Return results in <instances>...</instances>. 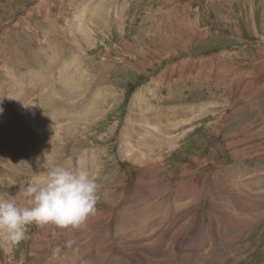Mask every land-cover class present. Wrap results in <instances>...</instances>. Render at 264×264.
Here are the masks:
<instances>
[{
	"label": "rangeland",
	"instance_id": "rangeland-1",
	"mask_svg": "<svg viewBox=\"0 0 264 264\" xmlns=\"http://www.w3.org/2000/svg\"><path fill=\"white\" fill-rule=\"evenodd\" d=\"M42 44L46 46V50L41 47ZM263 58L264 0H0V127L4 128L8 121H17L18 125L22 122L30 124L33 134L30 133L31 139L27 140L34 139L31 141L33 145L29 147V142L25 143L26 139L22 134H29L22 130L20 138L22 137L24 149L21 153L25 154L27 151L28 154L29 150H35L34 159L39 157L42 164L46 157L50 164L67 168L64 164L71 159L72 167H76L79 150L87 152L89 163L93 162L91 156L100 152L95 160L98 164L91 168L95 173L90 171L96 176L98 188H101L95 207L97 209L101 205L108 209L111 206L117 211L109 224L113 239L107 238L106 231L99 229L96 238L101 236L100 239L91 240L93 244L102 241L105 246L99 249L94 245L87 258L80 256L81 252L76 256L74 248L65 245L57 256L53 253L42 256L43 251L33 247L34 235L40 229L39 225L33 224L28 228V238L16 246L11 254L5 255L3 246L0 245V262L52 264L53 258L59 257L58 262H62L65 257L66 263L70 260L77 262L76 264H120L124 256H129L132 259L130 262H135L140 259L141 252L146 251L145 244L151 243L150 253L158 251L161 245L157 242L159 236L165 239L163 234L173 233L172 224L178 225L181 221H186L185 230H178V233L188 237L187 244L184 245L182 241V244L176 246L170 257V264H189L190 257H196V263H200L202 259L198 254L204 250L200 248L199 239L209 235L211 228L218 229V226L220 229L222 227L221 231L226 237L240 239L235 241L237 244L233 252L217 248L209 256L208 264H222V257L226 253H229V257L225 264H264V187L259 200L256 199V203L249 206H246L245 198L242 201L235 199L233 194L237 197L241 195L236 189V192L230 189V183L235 184L232 179L235 172L244 175L239 179H243L239 181V185L243 184L246 191L253 187V193L256 194L259 190L256 182L264 183V174L256 175L258 173L254 172L264 167V81L259 84L255 81L245 86L246 88L237 85L241 74L256 76L258 68L264 69ZM67 60H73L70 68ZM215 60L218 62L215 63ZM187 62L189 65L186 68ZM64 70L68 73L66 77L62 75ZM71 74L74 75L73 82L69 83L65 79ZM166 74L168 79L165 78ZM159 79L165 82L159 84ZM55 86L59 94H56L58 92ZM243 88L247 90L242 91ZM70 92L75 96H71L72 99ZM139 92L144 99L134 100ZM96 93L103 96H97L100 97V102ZM111 93L116 94V97L112 98ZM202 104L206 106L191 121V111H188L191 108L181 109L197 105L192 108L194 110ZM206 108L209 111L203 113ZM132 109L140 113L137 118L147 116L136 125L140 128L146 126L150 131H159L157 128L166 126L167 120L174 122L183 119L182 126L164 131L168 136L169 133L177 136L174 144L168 145L167 135L163 134L162 138L163 136L145 135L142 131L131 136L128 141L121 140L125 128H134L127 120ZM150 109L160 111L156 118L163 122L145 123L149 116H153L154 112ZM62 111H68V114ZM58 125H62L61 128ZM123 142L128 146L123 145ZM60 144H64L63 150ZM145 145L151 148L148 149ZM129 146L137 157L132 152L128 154L126 149ZM122 151L124 154L120 155ZM245 153L249 157H244ZM137 158L148 161L153 158L155 162L151 161L154 164L152 167L157 171L156 184H144L148 193L135 195L143 200L148 199L144 204L133 203L131 196L134 183L140 184L142 179V167L134 160ZM2 159H5L4 151L0 153V161ZM9 160L10 164L16 163L10 156ZM95 167H100V170L97 171ZM232 168L234 173L231 174ZM34 169L36 171L33 174L19 172L25 184L27 181L35 184L46 176L45 167L38 168L36 165ZM0 176L3 177L1 171ZM20 183L13 186L15 193L8 194L0 188V195L13 198L18 194L24 195L28 186ZM121 184L130 185L125 188V193L128 189L127 203L121 202L120 194L116 191ZM147 195L157 197L150 199L146 198ZM160 195L161 200L158 198ZM21 201L27 204L29 198L24 195ZM252 205L258 207L254 208ZM158 207H162L163 212L161 210L155 215ZM119 211H122L121 215ZM138 216H143V221L140 222L146 221V225L141 226L140 233L129 234L142 236L136 242L142 245L133 248H126V245L122 248L117 232H122V228L130 232L138 224ZM252 218H260L257 226L252 224ZM148 219L156 227L148 226ZM236 222L240 227L232 226ZM55 230L60 232L62 229L57 227ZM147 233L151 236H146ZM131 236L128 238L135 239ZM55 242L56 238L52 233L41 244ZM165 243L169 245V238L165 239ZM197 243L199 246L196 248ZM72 250L74 252L70 253ZM33 251L39 256L34 257ZM168 251L161 252L157 264H168ZM98 254L104 255L105 261L101 263L87 260ZM126 263L129 264L127 261Z\"/></svg>",
	"mask_w": 264,
	"mask_h": 264
},
{
	"label": "bare ground",
	"instance_id": "bare-ground-1",
	"mask_svg": "<svg viewBox=\"0 0 264 264\" xmlns=\"http://www.w3.org/2000/svg\"><path fill=\"white\" fill-rule=\"evenodd\" d=\"M88 26V25H87ZM86 27V26H85ZM83 31V30H82ZM91 31V30H90ZM89 31V32H90ZM196 32V31H195ZM83 34H86L85 32H82ZM198 34V33H197ZM80 35H81V32H80ZM87 35V34H86ZM77 37V36H76ZM82 37V36H81ZM78 38H80L79 36H78ZM84 40V39H83ZM61 42V41H60ZM82 42V41H81ZM57 43V42H56ZM59 43V42H58ZM57 43V44H58ZM44 44H42L41 45V47L42 48H44L45 50H46V46H43ZM56 49V48H55ZM60 49V48H59ZM75 49V48H74ZM48 50V49H47ZM53 52H54V50H53ZM59 52V51H58ZM46 53H47V51H46ZM49 53H50V51H49ZM262 53V52H261ZM54 54V53H53ZM55 54H56V52H55ZM54 54V55H55ZM259 54H260V51H259ZM258 54V55H259ZM52 57H53V55H51ZM261 56V55H260ZM58 57V56H57ZM47 58V57H46ZM49 58V57H48ZM67 58V57H66ZM249 58V57H248ZM264 59V58H263ZM61 60V59H60ZM64 60V59H63ZM62 60V61H63ZM255 60V59H254ZM260 60V59H259ZM51 61V60H50ZM49 61V62H50ZM68 61V60H67ZM66 61V62H67ZM206 61V60H205ZM211 61V60H210ZM216 61L217 60H215L214 62L216 63ZM220 61V60H219ZM69 62V61H68ZM208 62V61H207ZM212 62V61H211ZM218 62V61H217ZM221 62V61H220ZM73 63V60H70V62L68 63V66H69V68H70V64H72ZM186 64V68L188 67V65H189V63L187 62V63H185ZM255 64H257V63H255ZM57 65V64H56ZM218 65V64H217ZM50 66V65H49ZM55 66V65H54ZM72 66V65H71ZM202 66V65H201ZM220 66V65H219ZM234 66H235V64H234ZM45 67V66H44ZM60 67H62V66H60ZM217 68V67H216ZM223 69H224V67H222ZM221 68V69H222ZM263 68V67H262ZM61 69V68H60ZM256 69V68H255ZM70 70V69H69ZM188 70V69H187ZM219 70V69H218ZM264 70V69H263ZM261 68H258V70H257V72H258V74L256 75V76H250V74H241L237 79L239 80V81H237L238 82V87L240 86V88H241V86H243V87H245V86H248V85H250V84H252V83H254L255 81H257V83L259 84V83H261L262 81H264V71H263ZM87 71V70H86ZM67 72H69V71H67ZM194 72V71H193ZM80 73H82V71H80ZM218 73V72H217ZM68 74V73H67ZM66 73H65V70L62 72V75H67ZM221 74V73H220ZM72 75V74H71ZM190 75V74H189ZM60 76H61V74H60ZM68 76V75H67ZM217 76H222V75H218L217 74ZM223 76H225V75H223ZM57 77V76H56ZM63 77V76H62ZM66 77V76H65ZM64 77V78H65ZM72 77H74V75H72V76H69V77H67V79H65L67 82L69 81V83H72L73 81H72ZM171 77V76H170ZM190 77V76H189ZM33 78H34V76H33ZM87 78V77H86ZM158 78V77H157ZM164 78V77H163ZM165 78L166 79H168L169 77H168V75L166 74V76H165ZM220 78H222V77H220ZM27 79V78H26ZM39 79V78H38ZM49 79V78H48ZM161 79V78H160ZM160 79H159V84H162V82H165V81H160ZM184 79V78H183ZM236 79V80H237ZM17 80V79H16ZM74 80H76V78L74 79ZM58 81V80H57ZM80 81V80H79ZM87 81H88V79H87ZM86 81V82H87ZM157 81V80H156ZM20 82V81H19ZM35 82V81H34ZM168 82V81H167ZM74 83H75V81H74ZM89 83V82H88ZM264 83V82H263ZM76 84V83H75ZM236 85V86H237ZM254 85V84H253ZM77 86V85H76ZM90 86V85H89ZM236 86H234V87H236ZM56 87V91L58 92V93H56L55 91H53L52 89V92L54 93H56V94H59V91L57 90V86H55ZM61 87V86H60ZM81 87V86H80ZM251 87V86H250ZM98 88V87H97ZM246 88V87H245ZM245 88H243L244 90H242V91H245V90H247V89H245ZM38 89V88H37ZM76 89H78V88H75V90ZM1 90V89H0ZM10 90V89H9ZM62 90L64 91V88H62ZM100 90V89H99ZM240 89L238 88V91H239ZM66 91H68V90H66ZM95 91H97V89L95 90ZM237 91V90H236ZM49 92V91H48ZM69 92V91H68ZM71 92H73V88H72V91ZM70 92V97L71 96H73L72 95V93ZM79 92V91H78ZM77 92V93H78ZM101 91H97V93H99V94H101L100 93ZM63 93V92H62ZM65 93V92H64ZM63 93V94H64ZM97 93H96V97L97 96H102V95H97ZM244 93V92H243ZM18 94V93H17ZM56 94H53V97L54 98H57V96H56ZM1 95H2V92H1ZM19 95V94H18ZM65 95V94H64ZM94 95H95V93H94ZM237 95V94H236ZM235 95V96H236ZM240 95V94H239ZM249 95V94H248ZM52 96V95H51ZM67 96V95H66ZM65 96V97H66ZM83 96V95H82ZM111 96H112V98H115L116 97V94H113V93H111ZM250 96V95H249ZM60 97V96H59ZM59 97H58V99H59ZM64 97V98H65ZM68 97V96H67ZM73 97H75V96H73ZM73 97H71V99L73 98ZM103 97V96H102ZM251 97V96H250ZM3 98V97H2ZM53 98V99H54ZM98 99L97 100H99V102H100V97H97ZM20 99V98H19ZM44 99V98H43ZM142 99H144V96H143V94L141 93V92H139L138 94H137V96L134 98V100H137V101H140V100H142ZM171 99H172V97H171ZM12 100V99H11ZM23 100V99H22ZM31 100V99H30ZM49 100V99H48ZM63 100H65V99H63ZM68 100H69V97H68ZM74 100V99H73ZM72 100V101H73ZM95 100H96V98H95ZM96 100V101H97ZM105 100V99H104ZM53 101V100H52ZM58 101V100H57ZM118 101H119V99H118ZM145 101V100H144ZM143 101V102H144ZM160 101V100H159ZM162 101V100H161ZM69 102V101H68ZM163 102V101H162ZM70 103V102H69ZM74 103V102H73ZM94 104V103H93ZM97 104V103H96ZM133 104H135V103H133ZM208 104V103H207ZM87 105V104H86ZM136 105V104H135ZM134 105V107H133V109H135V106ZM56 106V105H55ZM97 106V105H96ZM195 106H197V105H194L193 107H190L189 105L188 106H184L183 108H181V109H184V110H186L187 108H191V110H188V111H191V117L189 118V121H191L192 120V118H194V116L196 115H198V113H199V110H202L206 105L205 104H202V105H200L198 108L196 107V109H192V108H194ZM156 107V106H155ZM85 108V107H84ZM241 108V107H240ZM56 109V108H55ZM54 109V110H55ZM97 109V108H96ZM131 110V112L129 113V117L127 118V120H128V122L130 123H128L129 125H131L132 127L134 126V128L133 129H128V128H125L124 129V131H123V136L120 138L121 140H123V139H125V141L127 140H129V138L131 137V136H134L135 134H138L139 133V131H142L145 135L146 134H150V135H154V136H156V137H161V136H163V134H164V131L165 130H172L173 128H175V127H177V126H182V121H183V119L182 120H180V121H174L173 122V120L171 121V120H167V124H166V126H162V128L161 129H159V128H157L159 131H155V130H152V131H150V130H147V127L146 126H142L141 128L139 127V126H137L136 125V123L139 121L140 122V120H142V119H144V118H146L147 116H144V115H141L140 116V118H137L139 115H140V113H138V112H135L134 110ZM179 109V108H178ZM243 109V108H242ZM95 110V109H94ZM100 110V109H99ZM151 110V109H150ZM208 110V108H206L205 110H204V112L203 113H205L206 111ZM26 111V110H25ZM24 111V112H25ZM151 111H153V110H151ZM209 111V110H208ZM27 112V111H26ZM49 112V111H48ZM63 112V111H62ZM66 112H68V111H64L63 113L65 114ZM71 112V111H70ZM101 112V111H100ZM154 113H153V116L151 115V116H149L147 119H146V122L145 123H151L152 121H155V122H159V121H162V120H159L158 118H156V114H157V112L158 111H153ZM160 112V111H159ZM159 112H158V114H159ZM87 113V112H86ZM89 113V112H88ZM94 113V112H93ZM202 113V114H203ZM60 114H62V113H60ZM66 114H68V113H66ZM73 114V113H72ZM139 114V115H138ZM31 116V115H30ZM52 116V115H51ZM61 116V115H60ZM66 116V115H65ZM69 116V115H68ZM67 116V117H68ZM71 116V115H70ZM76 116V115H75ZM79 116V115H78ZM85 116H87V115H85ZM54 117V116H53ZM56 117H58V116H56ZM74 119L76 118V117H74V116H72ZM93 117V116H92ZM99 117V116H98ZM29 118V117H28ZM32 118V117H31ZM86 118V117H85ZM71 119V118H70ZM77 119H78V117H77ZM76 119V120H77ZM83 120H84V118H83ZM21 121V120H20ZM79 121H80V118H79ZM96 121V120H95ZM17 122V121H16ZM16 122H10V121H8V122H6L5 123V127L4 128H1L0 127V153H1V151H4L5 152V159H2L1 161H0V171H1V174H2V176L3 177H1L0 176V188H2L3 190H5V191H7V193L8 194H11L12 192L13 193H15L14 192V190H13V186H15V183H17V182H21L20 184H23L24 186L25 185H27V186H30V185H32L34 182H32V181H27L26 182V184H25V181L22 179V174H20L19 172H22L23 174H33L35 171H36V169H34V167L36 166V160L34 159V153H35V150H29V153L27 154V151L25 152V154H22L21 153V151L24 149V146L22 145V137L24 138V139H26V141H25V143L26 142H29V147H30V145H33L32 144V142L31 141H33L34 139H32V140H27V139H31V137H30V133L31 134H33L32 133V126L30 125V124H28V123H26V122H22V124L20 125H18V123H16ZM163 122V121H162ZM170 122V123H169ZM33 123V122H32ZM52 123V122H51ZM58 123H60V122H58ZM83 123V122H82ZM64 124V123H63ZM143 124V123H142ZM152 124V123H151ZM74 125H75V123H74ZM90 125V124H89ZM144 125V124H143ZM57 126V125H56ZM58 126H60V128H61V126L62 125H58ZM65 126V125H64ZM69 127V126H68ZM155 127H157V126H155ZM252 127V126H251ZM264 127V126H263ZM56 128V130H57V127H55ZM60 128H58V129H60ZM156 129V128H155ZM179 129V128H178ZM180 129H181V127H180ZM245 129V128H244ZM22 130H24V133L26 134V131H27V134H29V135H24V134H22V137L20 138V136H21V132H22ZM26 130V131H25ZM51 130V129H50ZM55 130V131H56ZM63 130H64V128H63ZM38 131V130H37ZM58 131V130H57ZM60 131V130H59ZM89 131V130H88ZM245 131V130H244ZM246 131H248V130H246ZM245 131V132H246ZM61 132H63L62 131V129H61ZM60 132V133H61ZM127 132V133H126ZM166 132V131H165ZM174 132V131H173ZM252 132V131H251ZM54 133V132H53ZM56 133V132H55ZM82 133H83V131H82ZM241 133V132H240ZM254 133V132H253ZM50 134V133H49ZM57 134H59L58 132H57ZM126 134V135H125ZM171 133H169V136H168V133H165L164 135H167L168 136V139H167V141H168V145L169 146H172L173 144H174V141L176 140V137L177 136H172V135H170ZM242 134H243V132H242ZM254 134H256V133H254ZM258 134V133H257ZM27 138H26V137ZM55 136V135H54ZM54 136H53V138H54ZM58 136V135H57ZM61 136V135H60ZM59 136V137H60ZM148 136V135H147ZM63 137V136H62ZM148 138V140H149V137H147ZM162 138H164V136L162 137ZM165 138H167V137H165ZM254 138V137H253ZM76 139V138H75ZM74 139V140H75ZM250 139H252V137L250 138ZM52 141L54 140V139H51ZM62 140V139H61ZM71 140V139H70ZM70 140L68 141V143H70ZM138 140H139V138H138ZM142 140V139H141ZM147 140V141H148ZM165 139H163V141H164ZM45 141H47V138H46V140ZM58 141V140H57ZM135 141V140H134ZM137 141V140H136ZM154 141V140H153ZM160 141H162V140H160ZM43 142H44V140H43ZM73 142V141H72ZM52 144H53V142H51ZM121 144H122V141L120 142ZM134 143V142H133ZM132 143V144H133ZM147 143V142H146ZM145 143V144H146ZM167 143V142H166ZM165 143V144H166ZM54 144H55V142H54ZM58 144H59V142H58ZM57 144V145H58ZM62 144V143H61ZM60 144V145H61ZM148 144H150L149 142H148ZM164 144V143H163ZM48 145V144H47ZM69 145V144H68ZM123 145H125V146H128V144L126 143V142H123ZM155 145V144H154ZM49 146V145H48ZM59 146V145H58ZM63 146H64V144H63ZM62 145L60 146V148L63 150V147ZM133 146V145H132ZM136 146V145H135ZM138 146V145H137ZM139 146H140V144H139ZM138 146V147H139ZM142 146V145H141ZM141 146H140V148H141ZM148 149L149 148H151L149 145L147 146V145H145ZM167 146V145H166ZM47 147V146H46ZM45 147V148H46ZM158 147V146H157ZM160 147V146H159ZM50 148H52V147H50ZM59 148V147H58ZM147 148L145 149V152H146V150H147ZM155 148V147H154ZM55 149V148H54ZM64 149H65V147H64ZM134 149H135V147H134ZM142 149V148H141ZM46 150V149H45ZM48 150V149H47ZM56 150V149H55ZM58 150V149H57ZM66 150V149H65ZM96 150V149H95ZM127 152H128V154L129 153H133V151H132V148L129 146L127 149ZM155 150V149H154ZM157 150V149H156ZM59 151V150H58ZM80 151L81 150H79V155H77V159H78V164L79 163H83V165L85 166L86 165V168L89 170V171H92L93 173H95L92 169V166L93 165H97L98 163H97V161H95V160H97V156H98V154L100 153V152H98V154L96 153L94 156H91V157H93L92 158V160H93V162L92 163H89L88 161H87V159H88V157L86 156V154H87V152H82L81 151V153H80ZM89 151V150H88ZM135 151H136V149H135ZM53 152V151H52ZM96 152V151H95ZM139 152L140 151H138V154H139ZM153 152V151H152ZM57 153V152H56ZM64 153V152H63ZM62 153V154H63ZM90 153V152H89ZM151 153V152H150ZM156 153V152H155ZM55 154V153H54ZM59 154V153H58ZM122 154H124L123 153V151H122V153L120 154V155H122ZM156 154H159L158 152L156 153ZM162 154V153H161ZM50 155V154H49ZM70 155V154H69ZM133 155H135L136 156V154H134L133 153ZM153 155H155V154H153ZM160 155V154H159ZM158 155V156H159ZM163 155V154H162ZM3 156V155H2ZM9 156H10V158H11V160L13 161V162H16V163H12V164H10V160H9ZM24 156V157H23ZM60 156V155H59ZM58 156V157H59ZM67 156H68V153H67ZM124 156H126V154L124 155ZM243 156L245 157H247L248 156V154L247 153H245V155L243 154ZM54 157H56V155L54 156ZM61 157V156H60ZM60 157H59V160H60ZM134 157V156H133ZM137 157V156H136ZM135 157V158H136ZM150 157H151V155H150ZM161 157H163V156H161ZM249 157V156H248ZM50 158H52V157H50ZM63 158V157H62ZM124 158V157H123ZM126 158V157H125ZM145 158H147V157H145ZM148 158H149V156H148ZM159 158H160V156H159ZM49 159V158H48ZM53 159V158H52ZM51 159V160H52ZM65 159V158H64ZM67 159H68V157H67ZM114 159V158H113ZM150 159V158H149ZM50 160V161H51ZM125 160V159H124ZM137 163H138V165H141V176H142V179L140 180V184H139V182H137V184L136 183H134V188L132 189V200H133V203H142V204H144L145 202H146V200H148V199H146V200H143V199H140V198H137V197H135V195H139V194H145V193H148L147 192V190H146V188L147 187H145L144 186V184L145 183H151L152 185H153V183H155V181H156V176H157V171L155 172L154 171V169L155 168H153L152 166L154 165L152 162H155V160H153V158H151V161H148V159L147 160H145V159H143V158H137V159H134ZM157 160H158V158H157ZM157 160H156V162H157ZM160 160V159H159ZM57 161V160H56ZM161 161H162V159H161ZM9 162V163H8ZM52 162V161H51ZM59 162V161H58ZM58 162L56 163V164H58ZM65 162H66V160H65ZM64 162V163H65ZM244 162V161H243ZM55 163V162H54ZM96 163V164H95ZM116 163V162H115ZM134 163V162H133ZM9 164V165H8ZM164 164V163H163ZM242 164V163H241ZM55 165V164H54ZM64 165H66L67 166V168H72V166H73V162H72V160L71 159H69V161L66 163V164H64ZM160 165H162L161 163H160ZM60 166V165H59ZM43 167V166H42ZM94 167V166H93ZM115 167V166H114ZM156 167V166H155ZM158 167V166H157ZM92 168V169H91ZM160 168V167H159ZM251 168V167H250ZM43 168H41V170H42ZM94 169H96L97 171H99L100 170V167H95ZM137 169V168H136ZM161 169V168H160ZM261 169H262V171H261ZM264 167L263 168H259L258 170H256V171H254V172H256V173H258V174H256V175H261V173L262 174H264ZM219 170V169H218ZM228 170V169H227ZM233 168H232V170H231V174H232V172H233ZM238 170V169H237ZM241 170V169H240ZM153 173V175H151ZM234 173V172H233ZM253 173V172H252ZM175 174V173H174ZM229 174V173H228ZM230 174V175H231ZM140 175V174H139ZM179 175V174H178ZM183 176V175H182ZM244 175H242V174H238L237 172H235V174L232 176L233 178V181H234V183L235 184H233V183H230V185L232 186V188H230V189H232V190H234V189H236L237 190V192H239L240 193V195L241 196H239V197H237V196H235L232 192V194H233V197L235 198V199H243V198H245L246 199V203H247V205L246 206H249L250 204H255L256 203V199H258L259 197H260V195H261V189H262V187H264V183L263 184H257V182H256V186L259 188V190H257V189H255V190H257V193L255 194V193H253V187H251V189L248 191H246L242 186H243V184H242V186L241 185H239V181H243V179H241V180H239L241 177H243ZM125 177V176H124ZM250 177V176H249ZM98 178V177H97ZM158 178V177H157ZM183 178V177H182ZM185 178V177H184ZM215 178V177H214ZM255 178V177H254ZM95 179H96V176H95ZM160 179V178H159ZM187 179V178H186ZM128 180V179H127ZM146 180V181H145ZM169 181V180H168ZM212 181V180H211ZM216 181V180H215ZM164 182V181H163ZM205 182V181H204ZM112 183V182H111ZM175 183V182H174ZM173 183V184H174ZM136 184V185H135ZM156 184V183H155ZM158 184V183H157ZM167 184V183H166ZM177 184V183H176ZM246 184V183H245ZM107 185H109V184H107ZM122 186H120V188H118L116 191L117 192H119V194H120V198L122 199L121 200V202L122 203H127L128 201H127V196H128V189H126L127 190V192L125 193V188L128 186L127 184H121ZM163 185V184H162ZM196 185V184H195ZM201 185V184H200ZM200 185H198V186H200ZM203 185V184H202ZM130 186V185H129ZM129 186H128V188H129ZM151 186V185H150ZM158 186H159V184H158ZM157 186V187H158ZM177 186H178V184H177ZM212 186V185H211ZM214 186V185H213ZM154 187V186H153ZM170 187V186H169ZM180 187H181V185H180ZM190 187H192V184H191V186ZM197 187V186H196ZM151 188V187H150ZM189 188V187H188ZM212 188V187H211ZM213 188H215V187H213ZM181 189V188H180ZM183 189H185V187L183 188ZM192 189V188H191ZM195 189V188H194ZM198 189H199V187H198ZM201 189V188H200ZM101 190V188H98V192ZM151 190V189H150ZM156 190V189H155ZM160 190V189H159ZM162 191H163V189H161ZM160 190V191H161ZM166 190H167V188H166ZM215 190V189H214ZM221 190V189H220ZM129 191H130V189H129ZM134 191V192H133ZM158 191V190H157ZM171 191V190H170ZM187 191H188V189H187ZM197 191V190H196ZM213 191V190H212ZM211 191V192H212ZM230 191V190H229ZM156 192V191H155ZM172 192V191H171ZM170 192V193H171ZM175 192V191H174ZM185 192V191H184ZM190 192V191H189ZM234 192H236L235 190H234ZM23 193V192H22ZM168 193V192H167ZM17 194V193H16ZM151 194V193H150ZM156 194V193H155ZM162 194V193H161ZM172 194H173V192H172ZM189 194V193H188ZM195 194H197L196 192H195ZM206 194V193H205ZM134 195V196H133ZM153 195H154V193H153ZM181 195H183L182 193H181ZM207 195V194H206ZM22 196H24V195H21V194H18V195H16V199H18L21 203L23 202V201H21V197ZM173 196H174V194H173ZM112 196H110V199H112L111 198ZM157 196H150V195H147L146 196V198H150V199H154V198H156ZM181 197V196H180ZM184 197V196H183ZM186 197V196H185ZM189 197V196H188ZM205 197V196H204ZM158 198H159V200H161V195L160 196H158ZM118 199V198H117ZM158 200V201H159ZM239 200V201H240ZM259 200V199H258ZM150 201V200H149ZM205 201V200H204ZM242 201V200H241ZM154 202V201H153ZM219 202V201H218ZM244 202V203H245ZM113 203H115L114 201H113ZM118 203V201L116 200V204ZM152 203V202H151ZM175 203V202H174ZM189 203H191V202H189ZM226 203V202H225ZM23 204V203H22ZM154 204V203H153ZM160 204H162L161 202H160ZM124 205H126V204H124ZM158 205H159V203H158ZM203 205H205V204H203ZM240 205V204H239ZM153 206V205H152ZM155 206H157V205H155ZM228 206H230V205H228ZM253 206V205H252ZM257 206V205H256ZM255 206V207H256ZM97 207V206H96ZM129 207H131V206H129ZM132 207H134V208H137L136 206H134V205H132ZM144 207V206H143ZM154 207V206H153ZM168 207H169V204H168ZM185 207V206H184ZM254 207V206H253ZM254 207V208H255ZM258 207V206H257ZM127 208V207H126ZM134 208H133V210H134ZM139 209H140V207H138ZM145 208V207H144ZM180 208V207H179ZM230 208V207H229ZM246 208V207H245ZM122 209H123V207H122ZM121 209V210H122ZM128 209V208H127ZM132 209V208H131ZM156 209V208H155ZM166 209H167V207H166ZM250 209H253V208H250ZM162 210V207H158V210L156 209V212H155V215H157V214H159L160 213V211ZM165 210V209H164ZM183 210H185V209H183ZM227 210V209H226ZM244 210V209H243ZM254 210V209H253ZM246 211H247V213H248V209L246 208ZM138 212V211H137ZM143 211H141V213H142ZM162 212H163V210H162ZM116 213H117V211L113 208V207H111V206H109V208L108 209H105V207L104 206H98V208L96 209V211H95V213L93 214V215H90L89 216V218H88V220H87V222H86V224L85 225H83L82 227H80V228H78V229H72V228H68V229H66L65 231H64V229H62V230H60V232H57L55 229L57 228L55 225H39V230L35 233V235H34V240H33V247H35L36 249H41L43 252H42V256L43 255H46V254H52V248L53 247H55L56 245H60L61 247H63L65 244H66V241H69V240H71V241H73V244H72V248L71 249H73L74 248V250H75V255L77 256V254L78 253H80L81 255L80 256H85L86 258L90 255V253H91V249H93L92 247L94 246V245H96V246H98V248L100 249V248H102V247H104L105 246V243L104 242H102V241H100V243L99 242H95V244H93L94 242H92V240L91 239H93V240H95V239H100V237H98L97 236V238H96V235L99 233L98 232V230L99 229H101V230H103V232L104 231H106L105 232V235H106V237L107 238H109V239H113V237H112V233H111V231H110V226H109V224L110 223H112L111 222V219L112 218H114L115 217V215H116ZM144 213V212H143ZM186 213V212H185ZM204 213V212H203ZM249 213H250V211H249ZM119 214L121 215L122 214V211H119ZM119 214H117V215H119ZM178 214V213H177ZM226 214V213H225ZM119 215V216H120ZM181 215V214H180ZM183 215V214H182ZM201 215H202V213H201ZM124 216V215H123ZM122 216V217H123ZM154 215H152V217H153ZM203 216H204V214H203ZM222 216V215H221ZM134 217V216H133ZM139 217V219H137V221H138V224H135L134 225V227H133V229L130 231V232H127V230L128 229H125V228H122V232L121 231H118L117 233L119 234L118 235V237L119 238H121V241H122V248L123 247H126V245H128V247H126V248H133V247H139V246H141L142 244L141 243H139V244H136V242L138 241V239H141V237L142 236H140V235H137V236H135V235H133V236H131L132 234H129V233H140V231L142 230V228H141V226L143 227V226H145L146 225V221H144V222H142L143 221V216H138ZM173 217V216H172ZM202 217V216H201ZM147 218V217H146ZM145 218V219H146ZM163 218V217H162ZM196 218V217H195ZM199 218V217H198ZM116 219V218H115ZM121 219V218H120ZM201 219V218H200ZM113 220V219H112ZM140 220H142L141 222H140ZM175 220V219H174ZM173 220V221H174ZM178 220V219H177ZM197 220V219H196ZM252 220V224H254V226L256 225H258V223L260 222V218H252L251 219ZM264 220V218L262 219V221ZM117 221V220H116ZM135 221V220H134ZM149 221H151V220H149L148 219V221H147V225L148 226H150L151 228H154V227H156L154 224H150L149 223ZM171 221V220H170ZM236 221H238V219L236 218ZM124 222V221H123ZM201 222H202V220H201ZM132 224V223H131ZM214 227H215V224H216V221L214 220ZM223 224V223H222ZM226 224V223H225ZM148 226H147V229H148ZM172 226H173V233H168V234H163L162 236H165L166 238H169V240H170V243H168L169 245H167L166 243H165V239H164V237H163V239L162 238H160V236H159V239H158V241L157 242H159L161 245H160V249L158 250V251H155L154 253H150V245H151V243H147V244H145L144 246H145V248H146V251L144 252V251H142L141 252V254H140V259L138 260V261H135V262H130V260H132V259H129V256H124V257H122L123 258V260L120 262V264H125V262L127 261L129 264H157V259L159 258V257H161V255H162V251L165 253L166 251H168L167 253V257H166V261H167V263L168 264H170L172 261H171V259L172 258H170L171 257V255H173V251H175V249H176V246L178 245V244H182V241H184V245L185 244H187L186 243V240H188V237H184V236H182V234H179L178 232L179 231H181V230H183L184 228H185V226H186V221H184V222H180L178 225H174V224H172ZM189 226H190V224H189ZM202 226V225H201ZM226 226V225H225ZM232 226H238V227H240L239 226V224L236 222V225H232ZM192 227H193V225H192ZM213 227V226H212ZM145 228V227H144ZM150 228V229H151ZM197 228V227H196ZM195 228V229H196ZM118 229H121V228H118ZM169 229H170V225H169ZM188 229V228H187ZM194 229V230H195ZM221 229H222V227H221ZM221 229H220V227L218 226V229L217 228H215V229H210L209 230V235H207L208 237H209V239H207L208 237L207 236H205V237H203V239H199V243H201V249L202 250H204V252H202V253H200V254H198V257L200 258V259H202V261L200 262V263H196V261H197V258L196 257H190L191 258V262L189 263V264H208V263H210L209 262V256L212 254V252H214L217 248H221V249H228V250H230L229 252H233V249H235V245L237 244L235 241H238L240 238H238V239H236V240H234L233 239V237H226V235L221 231ZM224 229H226V227L224 228ZM230 229V228H229ZM235 229V228H234ZM58 230V229H57ZM179 230V231H178ZM185 230V229H184ZM190 230H192L191 228H190ZM199 230V229H198ZM204 230V229H203ZM206 230V229H205ZM220 230V231H219ZM200 231V230H199ZM231 231V230H230ZM101 232V231H100ZM205 232V231H204ZM211 232V233H210ZM52 233H54V237L56 238V242L54 243V244H41L42 243V241L44 240V239H47L48 237H50L51 235H52ZM200 234H201V232H200ZM205 234V233H204ZM227 234V233H226ZM196 235V234H195ZM202 235V234H201ZM103 236V235H102ZM128 236H131L132 238H135V239H132V240H134L135 241V243L130 239V238H128ZM146 236H148V237H150L151 235L149 234V233H147L146 234ZM146 236H145V238H146ZM228 236V235H227ZM226 237V238H225ZM95 238V239H94ZM144 238V237H143ZM55 241V240H54ZM120 241V242H121ZM151 241V240H150ZM157 242H156V244H157ZM155 243V242H154ZM189 243H191V241L189 242ZM0 245H2L3 246V238H2V236H0ZM120 245V244H119ZM125 245V246H124ZM155 245V244H154ZM159 245V244H158ZM40 246V247H39ZM110 246V245H109ZM115 246H116V244H115ZM197 246H199L198 245V243H197V245H196V248H197ZM205 246V247H204ZM209 246V247H208ZM208 247V248H207ZM155 248H156V246H155ZM111 249V248H110ZM157 249V248H156ZM66 250V249H65ZM70 250V249H69ZM205 250H207V252L205 251ZM123 251V250H122ZM128 251V250H127ZM192 251V250H191ZM70 253H73L74 251L72 250V251H69ZM68 251H67V253H69ZM110 252V251H109ZM125 252V251H124ZM138 252V251H137ZM152 252V251H151ZM33 253L35 254L36 252L35 251H33ZM101 253V252H100ZM104 253V252H103ZM120 253H122V252H120ZM195 253V252H194ZM8 254H11V253H6L5 252V255H8ZM125 255H126V253H124ZM132 254V253H131ZM178 254V253H177ZM227 255H225V256H223L222 257V259H223V262H221L222 264H225L226 263V261H227V258L229 257V253H226ZM38 255V254H37ZM36 254H35V256L34 257H36L37 256ZM65 255V254H64ZM63 255V256H64ZM67 255V254H66ZM65 255V256H66ZM39 256V255H38ZM41 256V257H42ZM57 256V255H56ZM110 256H112V255H110ZM177 256V255H176ZM49 257V256H48ZM52 257V256H51ZM79 257V256H78ZM77 257V258H78ZM133 257V256H132ZM136 257V256H135ZM84 258V257H83ZM108 258V257H107ZM60 258L58 257V258H53L52 259V264H76L77 262H70V260H68V263H66L65 262V257L63 258V260H62V262H58V260H59ZM216 259H218V257L217 258H215V261H216ZM221 259V258H220ZM51 260V259H50ZM72 260V259H71ZM87 260H91V261H93V260H97V262L98 261H100L101 263L103 262V261H105V257H104V255H97V256H94L93 258H91V259H87ZM208 260V261H207ZM119 261V260H118ZM171 261V262H170ZM82 262V261H81ZM86 262V261H85ZM99 262V263H100ZM34 263V262H33ZM165 263V262H164ZM163 263V264H164ZM0 264H2V262H0ZM87 264H96L95 262H89V263H87ZM127 264V263H126ZM182 264V263H181Z\"/></svg>",
	"mask_w": 264,
	"mask_h": 264
},
{
	"label": "clouds",
	"instance_id": "clouds-1",
	"mask_svg": "<svg viewBox=\"0 0 264 264\" xmlns=\"http://www.w3.org/2000/svg\"><path fill=\"white\" fill-rule=\"evenodd\" d=\"M36 165L45 167L47 173L42 180L27 187L24 195L29 203L0 195V236L6 253L28 238V228L33 224L78 229L96 211L98 184L82 162L66 168L50 164L46 157L42 164L38 157ZM72 244L69 240L65 246ZM61 251L60 245L52 248L54 256Z\"/></svg>",
	"mask_w": 264,
	"mask_h": 264
}]
</instances>
